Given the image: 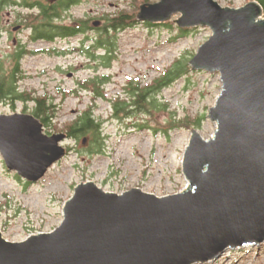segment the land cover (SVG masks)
<instances>
[{
  "label": "water",
  "instance_id": "water-1",
  "mask_svg": "<svg viewBox=\"0 0 264 264\" xmlns=\"http://www.w3.org/2000/svg\"><path fill=\"white\" fill-rule=\"evenodd\" d=\"M263 14L258 2L142 5L138 22L162 24L181 15L179 28L213 33L190 66L221 76V93L208 113L217 128L209 139L192 130L182 162L188 185L158 197L140 188L117 194L95 182L79 184L53 232L14 243L0 229V264H208L230 250L264 244ZM67 139L46 134L32 114H0V153L28 184L66 157Z\"/></svg>",
  "mask_w": 264,
  "mask_h": 264
},
{
  "label": "rangeland",
  "instance_id": "rangeland-1",
  "mask_svg": "<svg viewBox=\"0 0 264 264\" xmlns=\"http://www.w3.org/2000/svg\"><path fill=\"white\" fill-rule=\"evenodd\" d=\"M28 1L29 4H47L46 0ZM78 1V5L64 12L63 18L55 24L75 28L89 21L86 23L90 27L88 34L94 38H99V30L105 27L107 18L123 10L132 12L142 3V0ZM215 1L232 8L257 2ZM12 2H19V6L12 3L4 7L0 18L3 30L9 21L23 23V29L15 31L17 25L8 28L10 36L0 40V61L8 67L13 62L10 56L20 49L18 46H25L28 55L22 59L25 78L19 83L20 90L48 95L59 107L56 121L45 128V133L65 134L61 132L66 131V126L91 108L102 122L105 141L101 154H91L88 138H68L62 143L67 150L66 157L34 184L26 183L9 171L0 153V229L4 238L18 243L32 235L53 232L63 222L65 203L73 196L75 187L84 182H95L105 191L117 194L134 188L158 197L183 191L188 182L182 172V162L192 130L197 129L209 139L217 128L208 113L221 93V76L194 71L190 66L199 48L212 37L211 29L200 27L183 32L176 24L181 15L153 26L137 22L129 29L114 33L115 60L107 69L101 61L97 67L91 55L79 52L92 48L90 42L81 43L87 34L59 36L53 42L32 41L30 27L37 25V22L33 24L32 16L37 18L38 15L24 7L23 0ZM157 2L159 0H149L148 3ZM26 18L29 20L25 21ZM92 53L100 57L104 54L95 50ZM178 60L188 62L190 70L156 96V108L149 106L151 112L131 115L115 112L118 100L131 103L126 90L131 82L149 86L163 78ZM105 74L111 76V81L103 89L104 97H97L92 86L84 88L86 80ZM34 106L33 102H3L0 114L33 115ZM196 118L202 119L199 127H176L179 122ZM208 264H264V244L230 250Z\"/></svg>",
  "mask_w": 264,
  "mask_h": 264
},
{
  "label": "trees",
  "instance_id": "trees-1",
  "mask_svg": "<svg viewBox=\"0 0 264 264\" xmlns=\"http://www.w3.org/2000/svg\"><path fill=\"white\" fill-rule=\"evenodd\" d=\"M22 1V0H21ZM264 9V0H256ZM24 7L28 9H34L33 13L38 16L34 18L32 16L33 23L35 25L34 40L43 39L49 42H53L56 37L74 36L76 30L66 26H57L55 21L61 20L62 14L69 10L72 5L77 4L78 0H59L56 4L49 5L41 2L37 4H29L28 0H23ZM149 0H142L141 4L137 5V8L132 12L125 10L119 11L115 16L106 19L107 23L105 27L100 29V50L104 52L100 57L101 64L105 68H110L115 60L116 50V37L114 33L123 31L133 27L137 21V15L141 9L140 5L149 4ZM17 3L12 0H1L0 7H5ZM29 20V18H27ZM153 26L152 24H149ZM187 30H183L186 32ZM25 55H28L25 48L21 49L14 56H11V64L7 67L4 61H0V103L11 102H33L35 104L33 115L38 118L44 125V128H48L54 124L59 113V107L55 104L52 97L48 95L39 96L37 92H22L19 87V83L25 78L22 72V59ZM190 66L188 62L178 60L171 68L168 69L165 76L161 79L154 81L149 86H143L142 84H133L129 88H126L131 103L128 100H118L114 106L115 112L126 113L131 115L138 112H151L150 107L156 108V96L160 94L164 89L171 86L177 79L189 72ZM111 81V76L105 74L92 80H86L84 88L89 89L90 86L94 88V92L97 97H104L103 89ZM135 106V107H134ZM133 107V108H132ZM201 118L192 120H184L177 123L176 127H199ZM61 133L67 134L68 138L81 139L88 138L90 140L91 154H101L103 152L104 137L102 134V122L96 116L94 111L90 108L72 121L66 126V131ZM48 135H53L50 131Z\"/></svg>",
  "mask_w": 264,
  "mask_h": 264
},
{
  "label": "flooded vegetation",
  "instance_id": "flooded-vegetation-1",
  "mask_svg": "<svg viewBox=\"0 0 264 264\" xmlns=\"http://www.w3.org/2000/svg\"><path fill=\"white\" fill-rule=\"evenodd\" d=\"M6 1V0H5ZM17 4H16V6H19V2H16ZM47 4H49V3H47ZM56 4V3H55ZM49 5H53V4H49ZM76 5H78V3L77 4H74V5H72L71 6V8H73L74 6H76ZM70 8V9H71ZM3 9H4V7H0V18H1V15H2V13H3ZM33 11H34V9H33ZM1 20V19H0ZM20 20H21V18H20ZM22 21V20H21ZM25 21H28V19L26 18L25 19ZM2 21H0V40H2L3 39V37H8V36H10V31L8 30V28L9 27H13V25L14 26H16L17 25V27H15L14 29H15V31L16 30H22L23 29V26H21L23 23H21V22H15L14 24H12V22H8L7 23V25H8V27L7 28H5L4 30H3V27H2ZM89 23V21H86V22H82V23H79V26L78 27H73V29H75L76 30V34L75 35H78V34H84V35H86V39L85 40H83L81 43H82V45H85L84 43H88V42H90L91 44H89L90 45V47H92L91 49H90V47L88 46V49H90V50H80L79 52H81V53H83V54H89V56L91 55V58H92V60H94V62L95 63H97L95 66H97V67H99L100 66V56H96L95 55V53H92L93 52V50H95L96 52H98V53H100V51H102V50H100V38H94V37H91V36H89V30H90V27L89 26H87V24ZM24 24H26L25 22H24ZM34 24V23H33ZM69 27V26H68ZM70 28H72V27H70ZM30 30H31V32H33V36H32V38H31V40L32 41H38V40H40V39H37V40H34V36H35V27L32 25L31 27H30ZM98 31V30H97ZM100 31V30H99ZM20 47V49H16V51L14 52V54H12L11 56H14L16 53H18L19 51H21V49L23 48V47H25V46H22L21 44L18 46V48ZM24 49V48H23ZM11 56H10V58H11ZM92 69H95V68H92Z\"/></svg>",
  "mask_w": 264,
  "mask_h": 264
}]
</instances>
